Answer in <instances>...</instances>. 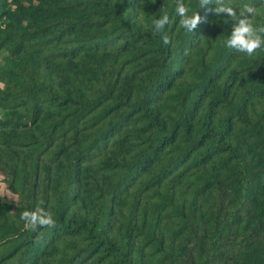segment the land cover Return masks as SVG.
I'll list each match as a JSON object with an SVG mask.
<instances>
[{"label":"trees","instance_id":"1","mask_svg":"<svg viewBox=\"0 0 264 264\" xmlns=\"http://www.w3.org/2000/svg\"><path fill=\"white\" fill-rule=\"evenodd\" d=\"M183 2L0 0V264H264V49Z\"/></svg>","mask_w":264,"mask_h":264},{"label":"clouds","instance_id":"2","mask_svg":"<svg viewBox=\"0 0 264 264\" xmlns=\"http://www.w3.org/2000/svg\"><path fill=\"white\" fill-rule=\"evenodd\" d=\"M210 2L211 0H199V7L202 8ZM215 4L216 7L210 9V11L214 12L217 16H228L231 21H234L231 25V34L224 41L225 47L234 49L237 53L249 57L264 49V25H256L254 23L257 7L253 3L245 0L239 6V12H237L232 0H215ZM175 12L180 18L179 28L187 32H193L202 19L198 11L189 15V8L183 0H177ZM169 23V15L163 13L158 19L153 21L154 33H163L166 25ZM162 39L165 45L171 43L167 34H164ZM20 219L24 221L25 229L32 231L43 227H53L55 224L52 214L39 208L34 211L25 210L21 213Z\"/></svg>","mask_w":264,"mask_h":264},{"label":"rangeland","instance_id":"3","mask_svg":"<svg viewBox=\"0 0 264 264\" xmlns=\"http://www.w3.org/2000/svg\"><path fill=\"white\" fill-rule=\"evenodd\" d=\"M6 194H8L9 195V192L8 191H6V190H3Z\"/></svg>","mask_w":264,"mask_h":264}]
</instances>
